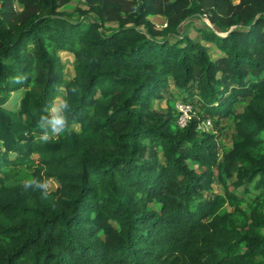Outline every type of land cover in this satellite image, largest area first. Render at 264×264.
Instances as JSON below:
<instances>
[{"label":"trees","instance_id":"obj_1","mask_svg":"<svg viewBox=\"0 0 264 264\" xmlns=\"http://www.w3.org/2000/svg\"><path fill=\"white\" fill-rule=\"evenodd\" d=\"M12 1L0 0V264H264V0H174L159 28L152 0L112 14L89 0L87 22L62 14L68 0H17L11 20ZM203 12L213 27L181 31ZM58 48L75 54L68 80ZM61 86L65 132L42 141ZM171 86L192 105L182 126L152 106ZM228 117L232 188L216 129ZM30 177L56 187L45 198ZM214 180L223 191L206 193ZM248 183L251 201L234 190Z\"/></svg>","mask_w":264,"mask_h":264},{"label":"rangeland","instance_id":"obj_2","mask_svg":"<svg viewBox=\"0 0 264 264\" xmlns=\"http://www.w3.org/2000/svg\"><path fill=\"white\" fill-rule=\"evenodd\" d=\"M94 1V0H90ZM89 0H68L64 4L60 5L58 9H60L63 13V15L73 21H83L87 22L91 16L92 18L97 17V14L94 13V11L89 9ZM105 14H112L115 6L117 4L120 5L121 9L124 10L127 8V5L124 0H105ZM153 1V6L152 8L156 11L153 14H150L148 17L154 22V25L156 27H162V24L164 25L165 23V15H164V9L173 7V1L174 0H152ZM233 2H237L238 0H232ZM22 10V5L19 1L13 0L12 3L9 5L8 11H7V16L12 20L16 18V13H19ZM81 10H86L87 12H82ZM116 21L113 22L110 19H106V22L104 23L105 26L107 25H116ZM183 25L181 27V31L184 33H189L192 36H197L199 33V28L201 27H207L206 25L213 27V24L209 20L207 13H199L195 14L192 16L187 17L184 19L182 22ZM105 29L109 30V28L104 27ZM225 33V32H223ZM170 37V36H169ZM208 48V51L210 53V56L213 59H216L219 57L220 52L219 50L211 43L207 41H202ZM57 54L60 56L61 61L63 63V77L65 80H68L72 77L73 75V60L75 58L74 52L69 49H63V48H58L56 50ZM171 90H167L164 92V95L168 98V101L163 98V99H152V106L157 108V109H166L167 106L171 107V109L174 111L175 114H177V119L178 121L183 122L184 119L187 118L188 115L191 114V109L192 105L190 107L181 105L182 103L179 101L181 99L180 97H184L185 91L179 90L175 88L174 86L170 87ZM23 93V89H20L18 92L12 91L9 95V98L5 102V106L8 108H15L17 106V101L19 100L21 94ZM63 93H64V87H60V93L54 98L53 104L50 108V111L54 115L57 111L62 106L63 102ZM249 97V94H246L245 96H240L239 99L241 98H247ZM198 105V104H196ZM236 111H241L243 109V103L239 100L236 102L234 106ZM178 123V122H177ZM73 128L76 130L79 129L78 125H72ZM233 128H234V122L231 117H228L226 121L220 122L217 125L216 129H220L222 135L221 138L218 142V154H219V159H223L224 157L226 158V182L228 183L229 187L232 188L230 182L234 178L235 174V167L236 164L233 162L229 155V149L232 145V139H233ZM199 129H203L205 131H211L212 130V123L210 122H201L199 124ZM215 132V130H213ZM158 147L154 148V151H146L145 154H149L151 158L153 159H159L158 155L154 156L153 152H158ZM3 149L1 148L0 145V151ZM9 156H14V153L11 152L9 153ZM48 183L51 186V189L56 187V181L54 179H48ZM251 183L246 184V187H248V191H245V185L239 186L237 188H234L237 194L243 195L244 199L246 201H251L254 198V195L256 193L255 189L251 188ZM223 191V186L218 180H214L211 184V189L208 191H205L206 193L209 192H222ZM150 207H154L155 209L159 208V203L157 201L151 202ZM230 206L225 205L221 210L223 209H229Z\"/></svg>","mask_w":264,"mask_h":264},{"label":"clouds","instance_id":"obj_3","mask_svg":"<svg viewBox=\"0 0 264 264\" xmlns=\"http://www.w3.org/2000/svg\"><path fill=\"white\" fill-rule=\"evenodd\" d=\"M64 106L62 105L59 109H57L56 113L52 116L50 124H51V131L49 134H46L41 140L47 141L48 135H54V138L56 136H62L66 129L67 119L66 116L63 113ZM44 118L42 117L41 120ZM59 134V135H55ZM38 187L42 190L43 196L46 198L51 193V186L48 183L47 180L38 181L35 177L28 178L24 184L22 185L25 190L28 188H32L33 186Z\"/></svg>","mask_w":264,"mask_h":264},{"label":"built area","instance_id":"obj_4","mask_svg":"<svg viewBox=\"0 0 264 264\" xmlns=\"http://www.w3.org/2000/svg\"><path fill=\"white\" fill-rule=\"evenodd\" d=\"M165 24H166V22L164 23V25H165ZM162 25H163V24H162ZM181 103H182L181 105H185V106L190 107V104H188V103H183V102H181ZM189 117H190V115L187 116V118H189ZM187 118L184 119V121L181 122V123H180V121H178V119H177L178 124L182 126V125L185 123V121L187 120ZM202 122H210V120H206V121H202ZM198 126H199V125H198Z\"/></svg>","mask_w":264,"mask_h":264},{"label":"water","instance_id":"obj_5","mask_svg":"<svg viewBox=\"0 0 264 264\" xmlns=\"http://www.w3.org/2000/svg\"><path fill=\"white\" fill-rule=\"evenodd\" d=\"M234 26H235V25H234ZM232 27H233V26H231V27L229 28V30H231ZM229 30H228V31H229ZM228 31H226L225 33H221V32H220L219 34H221V35H226V34L228 33Z\"/></svg>","mask_w":264,"mask_h":264},{"label":"bare ground","instance_id":"obj_6","mask_svg":"<svg viewBox=\"0 0 264 264\" xmlns=\"http://www.w3.org/2000/svg\"><path fill=\"white\" fill-rule=\"evenodd\" d=\"M223 33V32H222Z\"/></svg>","mask_w":264,"mask_h":264}]
</instances>
